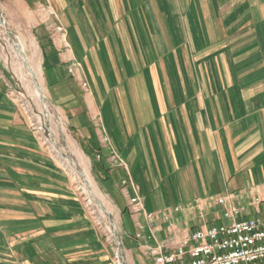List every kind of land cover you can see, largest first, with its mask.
<instances>
[{"label": "crops", "instance_id": "obj_1", "mask_svg": "<svg viewBox=\"0 0 264 264\" xmlns=\"http://www.w3.org/2000/svg\"><path fill=\"white\" fill-rule=\"evenodd\" d=\"M40 1L0 0V9L21 43L39 45L44 86L84 165L100 172L127 264H155L148 246L171 252L200 229L188 208L196 200L209 225L223 223L220 197L243 210L238 221L264 218V0H47L90 95L68 74L65 51L36 13ZM111 149L128 170L112 166ZM56 174L0 81V264H115ZM128 177L152 219L133 211Z\"/></svg>", "mask_w": 264, "mask_h": 264}, {"label": "rangeland", "instance_id": "obj_2", "mask_svg": "<svg viewBox=\"0 0 264 264\" xmlns=\"http://www.w3.org/2000/svg\"><path fill=\"white\" fill-rule=\"evenodd\" d=\"M36 13L41 18L47 33L50 34L51 42L63 52L65 51L66 57H64L68 74L75 78V82L85 95H90V84L87 78L84 77L81 62L71 52L73 46L69 42V30L62 25L60 15L54 11V8L47 0L40 1L37 4ZM59 28L66 32L65 36ZM33 40V37H31V42L22 44L25 46V56L29 60L30 68L35 72V79L31 76V72L22 66L21 58L17 57L15 52H13V45L16 46L21 42L20 36L15 30H11L5 13L0 9V81L5 87L6 97L17 104L19 115L27 123L30 133L32 132L38 143H40V149L44 155L50 159L57 170L58 181L69 184L72 194L74 193L73 196L75 197L76 195L79 198L84 211L91 217L95 226L100 228L106 240L116 252L114 240H112L106 230L107 216L101 212L100 208L102 206L103 209L107 210L106 203L104 202V204L102 198H100L102 193L98 178L100 172L95 167L91 168L88 165L87 167L84 165L82 156L78 152L79 146L74 132H72L64 114L50 100L47 89L44 86V58L39 45ZM84 84H87L88 88H85ZM37 86L43 90L44 103L37 97ZM96 117L97 120L100 118L99 115ZM101 141H103L104 145L110 147L111 140L104 129L102 130ZM113 152L117 153L111 149L110 161L113 167H117L118 164L113 161ZM101 159L102 155L98 154L97 160ZM124 181L128 183L125 185ZM9 182L7 180L6 184ZM121 183L125 188L124 194L129 197L127 190L128 187L133 188L134 182L130 181L128 177L123 179ZM129 199L131 201L132 198L129 197ZM47 208L49 209L48 206ZM30 209V212L39 210L35 206L30 207ZM23 211L27 212V209ZM117 228L118 236L121 239L119 227L117 226ZM116 260L117 256H115V262Z\"/></svg>", "mask_w": 264, "mask_h": 264}, {"label": "built area", "instance_id": "obj_3", "mask_svg": "<svg viewBox=\"0 0 264 264\" xmlns=\"http://www.w3.org/2000/svg\"><path fill=\"white\" fill-rule=\"evenodd\" d=\"M61 29V28H59ZM65 36L66 32L61 29ZM88 88L87 84H84ZM113 161L117 166L128 170L126 163L119 154ZM125 185L128 183L123 182ZM134 197L130 205L138 214H145L152 219V214L146 213L144 199L138 194L133 183ZM196 200L189 209L197 214L202 223L200 229L186 234L171 252H163L160 247L148 246L147 251L154 257L155 264H264V218H248L238 221L243 210L231 204L224 197L217 198L213 205L225 207L222 214V224L209 225L206 220L205 203ZM101 212L107 216L106 230L116 245L115 256H119L121 264H127L125 246L118 236V228L106 209L100 206ZM124 248V250H123Z\"/></svg>", "mask_w": 264, "mask_h": 264}, {"label": "bare ground", "instance_id": "obj_4", "mask_svg": "<svg viewBox=\"0 0 264 264\" xmlns=\"http://www.w3.org/2000/svg\"><path fill=\"white\" fill-rule=\"evenodd\" d=\"M13 52H15L16 56L21 58L22 60V66L29 72H31V76L33 77V79H35L36 75H35V72H33L30 68V65H29V60L28 58H26L25 56V47H24V44H22L21 42L18 43V45L14 46L13 45ZM30 75V73H29ZM38 87V90H37V97L43 101V90L41 87L37 86ZM43 111V110H42ZM115 264H121V261L119 260V256H117V260L115 262Z\"/></svg>", "mask_w": 264, "mask_h": 264}, {"label": "water", "instance_id": "obj_5", "mask_svg": "<svg viewBox=\"0 0 264 264\" xmlns=\"http://www.w3.org/2000/svg\"><path fill=\"white\" fill-rule=\"evenodd\" d=\"M44 99H45V98H43V103H44Z\"/></svg>", "mask_w": 264, "mask_h": 264}]
</instances>
